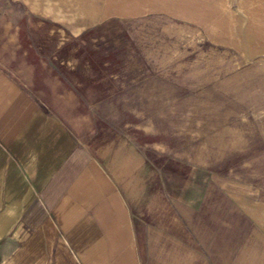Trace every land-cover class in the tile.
Wrapping results in <instances>:
<instances>
[{"label": "rangeland", "instance_id": "1", "mask_svg": "<svg viewBox=\"0 0 264 264\" xmlns=\"http://www.w3.org/2000/svg\"><path fill=\"white\" fill-rule=\"evenodd\" d=\"M48 1L80 19L9 0L0 16L32 24L34 49L75 92L66 106L91 119L81 141L106 125L129 137L160 171L162 203L208 206L189 228L201 250L264 264V0Z\"/></svg>", "mask_w": 264, "mask_h": 264}, {"label": "crops", "instance_id": "2", "mask_svg": "<svg viewBox=\"0 0 264 264\" xmlns=\"http://www.w3.org/2000/svg\"><path fill=\"white\" fill-rule=\"evenodd\" d=\"M9 2L80 19L56 1ZM27 26L0 16V264H257L247 251L201 250L189 228L208 206L162 203L160 171L129 137L106 125L81 141L91 119L66 106L75 92L34 49ZM227 220L233 243L239 232Z\"/></svg>", "mask_w": 264, "mask_h": 264}]
</instances>
